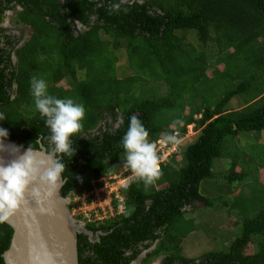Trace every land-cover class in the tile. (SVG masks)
Masks as SVG:
<instances>
[{
	"label": "trees",
	"instance_id": "trees-1",
	"mask_svg": "<svg viewBox=\"0 0 264 264\" xmlns=\"http://www.w3.org/2000/svg\"><path fill=\"white\" fill-rule=\"evenodd\" d=\"M114 4L120 9L113 10ZM14 10L13 23L32 31L24 41L22 28L15 36V28L3 25ZM191 31L199 48L178 36ZM122 47L133 74L117 77L116 51ZM211 49L216 65L209 76ZM33 77L46 81L50 95L71 98L86 110L82 129L72 137L74 155L61 157L63 197L90 190L87 173L95 179L130 174L121 165L131 115L143 121L150 142L165 139L168 147L166 137L174 132L180 137L192 124L198 131L185 149L173 152L175 158L159 163L161 175L152 184L129 178L120 189V214L86 224L94 241L78 235L79 264H133L153 247L142 264L160 256L159 264H264V146H250L249 152L239 146L242 135H264V0H0V113L6 117L0 126L9 130L7 140L32 149L41 143L49 153L50 129L35 106ZM216 80L223 81L221 94L215 91L210 102L205 97ZM156 81L166 85V94L134 92L135 84ZM239 96L243 106L226 110ZM197 97L202 103H195ZM221 158L229 160L228 173L214 170ZM217 174L240 185L231 200L202 193V182ZM216 200L236 217L239 234L223 251L183 256L181 240L194 231V219L186 216L214 207ZM12 234L0 223V264Z\"/></svg>",
	"mask_w": 264,
	"mask_h": 264
},
{
	"label": "clouds",
	"instance_id": "clouds-1",
	"mask_svg": "<svg viewBox=\"0 0 264 264\" xmlns=\"http://www.w3.org/2000/svg\"><path fill=\"white\" fill-rule=\"evenodd\" d=\"M112 7L113 10H119L120 4H114ZM31 90L35 98L36 109L45 118V124L50 129L49 141L53 147L45 156L38 155L29 146L18 158L7 163H0V223L6 222L20 209L22 203L26 202L25 193L30 185H38L31 187L30 192L32 199L36 202L37 211L41 214L49 211L43 207V203L51 195L53 189L60 187L62 174L65 171V164L61 157L71 158L74 155L72 137L80 132L83 126L81 122L85 118L86 110L83 104L71 98L60 99L50 95L44 79L33 77ZM5 119L3 113H0V121ZM119 123L123 125V115L119 117ZM175 136L176 133L173 137H166V140L172 141ZM148 137L149 132L143 121L137 115H131L128 129L122 137L126 164L123 163L121 167H129L135 178L143 180L145 185H150L159 178L161 175L159 163L162 162L157 156L156 145L150 142ZM8 138L9 130L0 126V152L6 151L9 147L4 144ZM157 141L165 140L158 139ZM10 147L14 154L19 152L21 146L11 145ZM170 147L167 145V148ZM124 186L128 187V184ZM147 251H143L142 254ZM142 254L139 256L140 260L143 257ZM160 258L162 259L161 256Z\"/></svg>",
	"mask_w": 264,
	"mask_h": 264
},
{
	"label": "rangeland",
	"instance_id": "rangeland-1",
	"mask_svg": "<svg viewBox=\"0 0 264 264\" xmlns=\"http://www.w3.org/2000/svg\"><path fill=\"white\" fill-rule=\"evenodd\" d=\"M15 10L6 13L5 20L3 22V25L13 27L16 30H20L19 28H22L24 30V35L22 40H26L31 35V28L24 25H15L13 22H15ZM17 32V31H16ZM192 32V33H191ZM188 33H182L179 32L178 36L183 38L184 42H191L196 47L199 48V43L197 42V39L195 37V32L191 31ZM118 55V61L116 63L117 69H116V75L117 77H124V76H131L133 74V71L130 69L127 63V58L125 54V50L122 47L118 51H116ZM216 51L215 49L209 50L208 53V69L206 71V74L211 76V66H213L215 63V55ZM222 64L218 65L219 69H222ZM214 83V87L210 88L208 91V94L205 98H209L210 102L214 100V98H217V93H220L222 90V82L217 80ZM60 84L63 87H68V84L66 81H61ZM144 84L137 83L134 85V88L136 91H134L136 94H144L151 97H158L161 95L166 94L167 90L166 85L163 82H150ZM217 85V86H216ZM216 87H220L219 89ZM214 91H213V90ZM215 91L217 93H215ZM204 94H206L204 92ZM216 94V95H215ZM221 94V93H220ZM246 96V94H244ZM242 97V96H241ZM241 97L233 98L227 105L226 110H234L237 108H240L243 106V102L241 101ZM197 100L195 103L200 104L202 103V98L197 97ZM199 115H196L195 118H198ZM197 130L194 129V125H188L186 127L185 134L183 133L182 136L176 137L172 141V145L170 148L163 147L161 143L158 142L157 149H160L161 154L158 157L159 160L161 159L162 162H168V160L172 156L175 158L173 152L182 151L185 149L187 144L195 139L197 136ZM175 133H173L174 135ZM173 137V136H172ZM263 138L255 137V135L252 133L242 135L239 138V146L247 148V151L249 152V147L254 145H262L264 146V135H262ZM165 140V139H162ZM178 141V143L176 142ZM156 149V150H157ZM157 153V152H156ZM158 156V153H157ZM179 159V156L177 157ZM217 160L214 161V163ZM160 162V161H159ZM230 167L229 160L225 158L218 159L215 165V172H224L228 173ZM123 169V168H121ZM124 170V169H123ZM127 170V169H126ZM236 171H239V168L236 167ZM259 172L264 173V169L259 170ZM127 175V181L129 178H133L134 174L130 172ZM85 182L87 185L91 187V181H95V178L91 176V174L87 173L84 177ZM120 177L108 180L103 179V181L95 182V186L98 189V199H94L93 202H88L87 198L88 195L91 194L90 190H85L84 187L82 188L81 195H68L66 197V200L69 201L68 207L70 208V215L75 221L82 222L85 226L86 224H93L94 226H97L99 224H103L105 222H108L112 220L115 216L120 214L123 209V199L122 195L120 193L119 186L121 182ZM125 184L123 181L122 186ZM240 185L237 183L229 185L223 178H221L218 174L216 178L214 179H207L205 182H202L201 184V191L205 196H208L210 198H218L219 196H222L223 200H231V195L239 189ZM116 191V192H115ZM94 194V193H93ZM118 194V202L113 204L111 200H113ZM115 196V197H114ZM79 197V198H77ZM89 199V198H88ZM77 202V203H76ZM112 202V203H111ZM187 218L194 219L193 226L194 231L187 233L185 236H183L180 244V254L186 257H199L207 252L210 251H223L226 249V247L229 245V243L232 241L234 236L239 234L238 224L235 223L234 216L227 215V208L220 205L219 200H216L214 207H205L201 208L200 210H197L194 213L188 214L186 216ZM196 226V227H195ZM154 248V247H153ZM153 248H149L148 251H152ZM247 251H252L251 245L247 246ZM143 256L145 255L142 254ZM160 257L154 258L150 261L148 264H155L156 262H159ZM133 264H142L140 261V257L136 259Z\"/></svg>",
	"mask_w": 264,
	"mask_h": 264
},
{
	"label": "water",
	"instance_id": "water-1",
	"mask_svg": "<svg viewBox=\"0 0 264 264\" xmlns=\"http://www.w3.org/2000/svg\"><path fill=\"white\" fill-rule=\"evenodd\" d=\"M9 146L0 152V163H7L21 155L27 147L14 141H4ZM11 145L21 146L19 152L12 153ZM38 155H47L46 148L32 149ZM64 179L60 187L53 189L51 195L44 201L43 207L48 209L41 214L37 211L36 202L32 199L30 185L25 193L26 202L22 203L5 223L13 234L9 247L2 253L4 264H79L78 235L83 234L94 241V233L70 215L69 201L61 194Z\"/></svg>",
	"mask_w": 264,
	"mask_h": 264
},
{
	"label": "built area",
	"instance_id": "built-area-1",
	"mask_svg": "<svg viewBox=\"0 0 264 264\" xmlns=\"http://www.w3.org/2000/svg\"><path fill=\"white\" fill-rule=\"evenodd\" d=\"M158 142L159 143H161L162 145H163V147L165 148V147H167V143L165 142V141H157V142H154V144L156 145V147L158 146ZM157 149V148H156ZM157 151H159L160 153H161V151H160V149H157L156 150V152ZM123 171H126V169H128L127 167H125V166H123ZM130 176V175H129ZM117 177H120V181H118V182H121L120 183V186H119V189H118V191L121 189V188H123L124 187V185L126 184V182H127V177L128 176H122L120 173H112V174H110V175H107V176H102V177H100V178H98V179H95V181H91L90 183H91V191H90V193L91 194H89L88 195V198H87V201L88 202H93L94 201V199H96V197H97V199H98V193H97V188H96V186H95V182H100V181H103V179H108V180H111V179H114V178H117ZM123 181L125 182V184L122 186V184H123ZM116 192V191H115ZM94 193V194H93ZM116 197H118V194H117V196ZM77 198H79V197H77Z\"/></svg>",
	"mask_w": 264,
	"mask_h": 264
},
{
	"label": "flooded vegetation",
	"instance_id": "flooded-vegetation-1",
	"mask_svg": "<svg viewBox=\"0 0 264 264\" xmlns=\"http://www.w3.org/2000/svg\"><path fill=\"white\" fill-rule=\"evenodd\" d=\"M4 26H5V25H4ZM6 27H8V26H6ZM16 31H17V32H16ZM11 33L14 34L15 36H19L20 33H21V31H20V30H12ZM13 59L15 60V57H14Z\"/></svg>",
	"mask_w": 264,
	"mask_h": 264
}]
</instances>
